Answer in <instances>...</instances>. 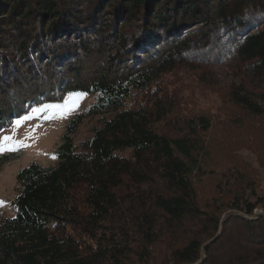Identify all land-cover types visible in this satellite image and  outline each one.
Returning <instances> with one entry per match:
<instances>
[{"label":"trees","instance_id":"trees-1","mask_svg":"<svg viewBox=\"0 0 264 264\" xmlns=\"http://www.w3.org/2000/svg\"><path fill=\"white\" fill-rule=\"evenodd\" d=\"M180 72L206 113L166 94ZM70 93L94 102L18 173L0 264H264V0H0V131Z\"/></svg>","mask_w":264,"mask_h":264},{"label":"rangeland","instance_id":"rangeland-1","mask_svg":"<svg viewBox=\"0 0 264 264\" xmlns=\"http://www.w3.org/2000/svg\"><path fill=\"white\" fill-rule=\"evenodd\" d=\"M226 67V65H222L218 69L215 68V71L219 74H223ZM211 71L213 72H209V77H212V74L215 73L214 70L211 69ZM165 81L169 84L166 94L170 98H177V109L182 114H204L206 113L205 110L211 109V106L214 104L211 103L214 101V98L204 89L207 83L205 78L203 81H197L198 84H196L187 74L180 72L173 78L168 76L165 77ZM21 93L22 92L19 94ZM15 102L14 104L18 108V112H21L25 107L24 114L19 115L18 113L12 124L0 131V136L14 134L16 140L22 141L29 146L21 147L15 152H8L0 155V160L8 159L6 162L3 161L0 163V201L3 202V204L0 205V221L4 218H12L14 216L12 204L18 194V173L32 163H38L45 167L55 166L57 164L55 151L62 141L68 124L77 114L85 111L92 105L94 99L91 96L83 95L78 101L75 99L70 100L68 95L62 102H46L41 104H37L38 102H36L34 105L31 103L27 104L26 99L19 102L17 100ZM45 104L61 106L60 110H63V106L67 104L72 110L63 118H61L58 110H49L33 115L34 109L40 108ZM73 105H75V107H72ZM25 116H31L32 118L25 120L13 133L12 129L14 122ZM98 124V117H89L85 119L74 135V142L76 145L79 146L83 141L90 139L93 136L94 128H96ZM241 156L242 158H248L250 162L253 160L252 155L246 151H243ZM255 167L258 169L257 166ZM211 182L212 181L209 180L205 185H202L201 194L203 193V195L201 197L205 196V199L212 198L213 196L216 198L220 197L218 191L213 188ZM263 188L264 184L260 187L259 191H262ZM257 212L260 211H256V213Z\"/></svg>","mask_w":264,"mask_h":264},{"label":"snow or ice","instance_id":"snow-or-ice-1","mask_svg":"<svg viewBox=\"0 0 264 264\" xmlns=\"http://www.w3.org/2000/svg\"><path fill=\"white\" fill-rule=\"evenodd\" d=\"M85 95V93H70L69 94V99H75V100H79V98L81 96ZM72 107H75V105H73ZM61 106H57V105H50V104H45L43 106H41L40 108L34 109L33 110V115L39 114L41 112H46L49 110H58L59 114L61 116V118H63L65 115H67L72 108L68 107L67 104L65 106H63V110H60ZM32 118L31 116H25L22 119H18L14 122L13 124V133L15 132V130L17 128H19L22 123L25 120H28ZM29 145L24 144L22 141H18L15 138V135H5V136H0V155L6 154L8 152H15L18 151L19 148L21 147H28ZM3 202L0 201V205H2Z\"/></svg>","mask_w":264,"mask_h":264}]
</instances>
